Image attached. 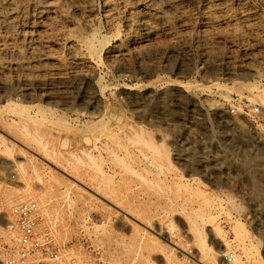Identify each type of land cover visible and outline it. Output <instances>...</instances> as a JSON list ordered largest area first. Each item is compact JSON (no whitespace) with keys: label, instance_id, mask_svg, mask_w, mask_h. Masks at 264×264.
<instances>
[{"label":"rangeland","instance_id":"1","mask_svg":"<svg viewBox=\"0 0 264 264\" xmlns=\"http://www.w3.org/2000/svg\"><path fill=\"white\" fill-rule=\"evenodd\" d=\"M78 4L71 0H0V23L8 27L0 29V40H5L0 48L13 49L0 55V78L6 79L0 81V228L8 214L17 230L7 204L16 200L20 188L37 193L44 188L36 178L21 177L18 164L26 163L24 151L14 143L37 152L34 142L19 133V125L26 122L30 133L37 128L43 134L47 156L59 166L68 163L71 174L86 186L93 183L95 172L87 155L94 156L112 177L105 191L115 203L121 201L120 208L131 209L142 225L149 226L131 228L130 217L67 178L65 185L46 192L45 208L36 204L40 231L51 234L55 256L64 254L62 264H73L77 257L88 264H121L136 253L144 264H159L161 250L174 254L168 264H213L193 258L196 244L173 219L192 208L204 209V200L193 198V189L209 197L213 221L235 263L264 264V162L254 157L256 152L264 157V108L260 103L264 97L250 100L243 88L248 84L264 87V0H78ZM50 12L56 15L49 16ZM146 14L148 24L136 29L137 19ZM94 27L106 37L102 41L105 48L116 47L124 57L110 63L104 53V64L93 65L92 71L71 70L66 66L68 46ZM116 28L121 33L118 38ZM29 51L65 67L55 62L45 63L47 67L44 62L39 64ZM26 63L29 73L18 68ZM175 82L183 88H175ZM2 99L10 106H4ZM219 120H228V125ZM73 155L80 157V164L72 160ZM203 232L197 244L211 245L207 231ZM163 236H170L174 246ZM17 246L5 243L4 230H0V264ZM28 264L50 263L33 259Z\"/></svg>","mask_w":264,"mask_h":264},{"label":"bare ground","instance_id":"2","mask_svg":"<svg viewBox=\"0 0 264 264\" xmlns=\"http://www.w3.org/2000/svg\"><path fill=\"white\" fill-rule=\"evenodd\" d=\"M40 1V0H39ZM51 1V0H50ZM70 1V0H69ZM110 1V0H109ZM132 1V0H131ZM145 1V0H144ZM208 1V0H207ZM22 2V1H21ZM20 2V3H21ZM62 2V1H61ZM71 2L74 4V5H77L78 4V0H71ZM83 2V1H82ZM114 2V1H113ZM139 2V1H138ZM150 2V1H149ZM214 2V1H213ZM66 3V2H65ZM68 3V2H67ZM67 3H66V5H67ZM70 3V2H69ZM144 3V2H143ZM143 3H141V4H143ZM210 3V2H209ZM216 3V2H215ZM214 3V4H215ZM225 3V2H224ZM25 4V3H24ZM122 4V3H121ZM8 5V4H7ZM32 5H33V3H32ZM73 5V6H74ZM79 5V4H78ZM137 5V4H136ZM143 5H145V4H143ZM175 5V4H174ZM198 5V4H197ZM240 5V4H239ZM17 6V5H16ZM40 6V5H39ZM88 6V5H87ZM115 6V5H114ZM135 6V5H134ZM207 6V5H206ZM205 6V7H206ZM218 6V5H217ZM30 7V6H29ZM42 7V6H41ZM75 7V6H74ZM124 7V6H123ZM137 7V6H136ZM141 7V6H140ZM179 7V6H178ZM190 7V6H189ZM208 7V6H207ZM210 7H211V5H210ZM19 8V7H18ZM17 8V9H18ZM22 8V7H21ZM27 8V7H26ZM45 8V7H44ZM51 9V8H50ZM210 9V8H209ZM35 10V9H34ZM53 10V9H52ZM80 10V9H79ZM134 11H135V8L133 9ZM145 10V9H144ZM148 10H150V8H148ZM152 10V9H151ZM167 10V9H166ZM184 10V9H183ZM205 10V9H204ZM161 11V10H160ZM174 11V10H173ZM202 11V10H201ZM206 11V10H205ZM2 12V11H1ZM9 12V11H8ZM143 12V11H142ZM170 12V11H169ZM184 12V11H183ZM230 12V11H229ZM20 13V12H19ZM108 13V12H107ZM145 13H147V12H145ZM144 13V14H145ZM207 13V12H206ZM213 13V12H212ZM31 14H33L32 12H31ZM58 14H59V12H58ZM113 14V13H112ZM130 14V13H129ZM221 14V13H220ZM225 14V13H224ZM15 15V14H14ZM48 15L49 16H54V15H56V13H54V12H50V13H48ZM72 15V14H71ZM128 15V14H127ZM137 15V14H136ZM136 15H134V16H136ZM173 15L175 16V13L173 12ZM32 16V15H31ZM43 16V15H42ZM163 16V15H162ZM161 16V17H162ZM43 17H46V16H43ZM64 17V16H63ZM72 17H74V16H72ZM126 17V16H125ZM136 17H138V16H136ZM181 17V16H180ZM183 17V16H182ZM52 18V17H51ZM50 18V19H51ZM57 18V17H56ZM69 18V17H68ZM71 18V17H70ZM75 18V17H74ZM88 18V17H87ZM110 18V17H109ZM112 18V17H111ZM150 18V16L148 15L147 16V14L146 15H141L140 16V18L139 19H137L138 20V22H137V25L135 26V28L137 27L138 29H141L143 26H145V25H147L148 24V22H149V19ZM175 18V17H174ZM179 18V17H178ZM244 18V17H243ZM2 19V18H1ZM15 19H16V17H15ZM43 19V18H42ZM47 19V18H46ZM62 19H65V18H62ZM129 19V18H128ZM165 19V18H164ZM14 20V19H13ZM25 21H26V19H24ZM28 20V19H27ZM33 20V19H32ZM44 20V19H43ZM85 20V19H84ZM93 20V19H92ZM131 20V19H130ZM161 20V19H160ZM178 20V19H177ZM182 20H184V19H182ZM11 21V20H10ZM20 21V20H19ZM37 21V20H36ZM35 21V22H36ZM42 21V20H41ZM59 21V20H58ZM64 21V20H63ZM62 21V22H63ZM66 21H69V20H66ZM88 21V20H87ZM105 21H106V19H105ZM109 21H111V20H109ZM113 21V20H112ZM152 21V20H151ZM12 22V21H11ZM14 22H15V20H14ZM33 22V21H32ZM44 22L45 23H47L45 20H44ZM60 22V21H59ZM62 22L60 23V24H62ZM74 22V21H73ZM89 22V21H88ZM93 22V21H92ZM130 22V21H129ZM166 22V21H165ZM185 22V21H184ZM183 22V23H184ZM187 22V21H186ZM3 23V22H2ZM19 23V22H18ZM29 23V22H28ZM27 23V24H28ZM37 23V22H36ZM53 23V22H52ZM106 23V22H105ZM126 23V22H125ZM136 22H134L133 24H135ZM153 23V22H152ZM15 24H16V22H15ZM14 24V25H15ZM31 24V23H30ZM51 24V23H50ZM58 24V23H57ZM68 24V23H67ZM67 24H62V26L63 25H67ZM70 24V23H69ZM89 24V23H88ZM87 24V26H89ZM113 24V23H112ZM155 24V23H154ZM153 24V25H154ZM180 24H182V23H180ZM179 24V25H180ZM25 25V24H24ZM47 25V24H46ZM59 25V24H58ZM58 25H56V26H58ZM82 25V24H81ZM84 25V24H83ZM86 25V24H85ZM84 25V26H85ZM130 25V23L128 24V26ZM34 26V25H33ZM36 26V25H35ZM39 26V25H38ZM52 26V25H51ZM60 26V25H59ZM62 26L61 27H58V29L59 28H61L62 29ZM68 27H69V25H67ZM67 26H65V27H67ZM74 26V25H73ZM97 26V25H96ZM106 26H107V24H106ZM156 26V25H155ZM12 27V26H11ZM50 27V26H49ZM54 27V25L52 26V28ZM64 27V30H66V28ZM83 27V26H82ZM86 27V26H85ZM8 29V27H7V25L5 26V24H1L0 23V29ZM29 28V27H28ZM51 28V29H52ZM70 28H72V27H70ZM95 28V27H94ZM93 28V29H94ZM108 28V27H107ZM130 28V27H129ZM128 28V29H129ZM136 28V29H137ZM144 28V27H143ZM150 28V27H149ZM155 28V27H154ZM5 29V30H6ZM24 29V28H23ZM32 29V28H31ZM31 29H30V31H31ZM67 29H69V28H67ZM80 28L78 27V30H79ZM91 29H92V27H91ZM117 30H118V28H116ZM115 29V31H117ZM127 29V30H128ZM10 30V29H9ZM55 30L57 31V27L55 28ZM74 30V29H73ZM77 30V29H76ZM99 30L100 29H94V30H91V31H89L85 36L83 35V37H79V40H77V41H75V42H72L71 41V43H70V46H68L69 47V54H67V55H69L68 57V62L66 63V66L67 67H69L71 70H74V71H78V70H80V71H84V72H89V70L92 68V66L93 65H96V66H98V65H100L101 63H103L104 61H103V59H102V54H104L105 53V55H106V59L111 63H118L119 61H121L122 60V58L124 57V52L122 53V51L121 50H119V49H117L116 47L115 48H113V49H111V50H107L106 48H105V46L106 45H103V43H102V41H103V39L105 40L106 39V37H103L102 35H101V32H99ZM112 30V29H111ZM126 30V29H125ZM131 30V29H130ZM133 30H134V28H133ZM142 30V29H141ZM154 30V29H153ZM17 31V30H16ZM24 32H26L25 30H23ZM29 31V30H28ZM35 31V30H34ZM37 31H39L40 33H39V35L40 34H43V32L41 33V31L40 30H37ZM62 31V30H61ZM109 31V30H108ZM145 31V30H144ZM4 32V31H3ZM7 33H8V30L6 31ZM14 32V31H13ZM66 32H68V31H66ZM111 32V31H110ZM113 32V31H112ZM111 32V33H112ZM118 32H119V30L115 33V34H117L118 36H116L117 38L119 37V35L121 34H118ZM152 32V31H151ZM5 33V32H4ZM6 33V34H7ZM16 33V32H15ZM22 33V32H21ZM29 33H32V32H29ZM37 33V32H36ZM35 33V34H36ZM73 33V32H72ZM104 33V32H103ZM139 33H141V32H139ZM154 33H155V31H154ZM153 33V34H154ZM12 34V33H11ZM23 34V33H22ZM44 34H45V32H44ZM60 34H61V32H60ZM67 34V33H66ZM108 34H109V32H108ZM113 34V33H112ZM114 34V35H115ZM137 34V33H136ZM136 34L134 35V36H136ZM147 34V33H146ZM149 34V33H148ZM147 34V35H148ZM31 35V34H30ZM37 35V34H36ZM39 35H38V37H39ZM48 35V34H47ZM46 35V36H47ZM56 35V34H55ZM80 35V34H79ZM114 35H112L113 36V38H114ZM130 35H132L131 33H130ZM35 36V35H34ZM133 36V37H134ZM141 36V35H140ZM9 37V36H8ZM33 37V36H32ZM44 37V36H43ZM53 37V36H52ZM51 37V38H52ZM62 37V36H61ZM109 37H111V35L109 36ZM122 37H124V36H122ZM131 37V36H130ZM144 37H145V35H144ZM144 37H142V38H144ZM29 38V37H28ZM45 38V37H44ZM121 38V37H120ZM132 38V37H131ZM13 39V38H12ZM34 39H35V37H34ZM33 39V40H34ZM36 39H38V38H36ZM47 39V38H46ZM58 39V38H57ZM115 39V38H114ZM129 39V38H128ZM127 39V40H128ZM133 39V38H132ZM20 40H21V37H20ZM26 40H28V39H26ZM40 40V39H39ZM76 40V39H75ZM135 40V39H134ZM138 40V39H137ZM5 41V40H4ZM4 41H1L0 40V42L2 43V42H4ZM9 41H10V39H9ZM35 41V40H34ZM44 41V40H43ZM119 41V40H118ZM123 41V40H122ZM22 42V41H21ZM24 42V41H23ZM41 42V41H40ZM52 42H53V38H52ZM64 42V41H63ZM69 42V41H68ZM110 42V41H109ZM113 42V41H112ZM135 42V41H134ZM142 42V41H141ZM152 42V41H151ZM29 43V42H28ZM44 43H45V41H44ZM50 43V42H49ZM48 43V44H49ZM54 43V42H53ZM57 43V42H56ZM107 43V42H106ZM130 43V42H129ZM33 44V43H32ZM48 44H46V45H48ZM58 44V43H57ZM62 44V43H61ZM60 44V45H61ZM126 44V43H125ZM131 44V43H130ZM133 44V43H132ZM136 44V43H135ZM142 44H145L144 42L142 43ZM22 45V44H21ZM43 45H45V44H43ZM52 45V44H51ZM55 45V44H54ZM113 45H115V44H113ZM118 45H119V43H118ZM128 45V44H127ZM150 45V44H149ZM11 46H12V44H11ZM31 46V45H30ZM34 45H32V47H33ZM35 46H36V44H35ZM39 46H40V43H39ZM50 46V45H49ZM59 46V45H58ZM65 46V45H64ZM66 46H67V44H66ZM121 46V45H120ZM138 46V49L140 48V47H142V46H140L139 44L137 45ZM140 46V47H139ZM146 46H147V44H146ZM14 47V46H13ZM20 47H22V46H20ZM31 47V48H32ZM37 47H38V43H37ZM37 47H35V48H37ZM43 47V46H42ZM52 47V46H51ZM50 47V48H51ZM63 47V46H62ZM34 48V49H35ZM61 48V47H60ZM67 48V47H66ZM65 48V49H66ZM118 48H119V46H118ZM125 48V47H124ZM127 48V47H126ZM129 48H131V47H129ZM128 48V49H129ZM136 48V47H135ZM134 48V49H135ZM12 49V48H11ZM11 49H9V50H11ZM22 49V48H21ZM20 49V50H21ZM24 49V48H23ZM27 49V48H26ZM25 49V50H26ZM29 49V48H28ZM49 49V48H48ZM52 49V48H51ZM63 49V48H62ZM9 50H7L6 48H4V47H1L0 48V55H6L8 52H9ZM13 50V49H12ZM19 50V49H18ZM24 50V51H25ZM30 50V49H29ZM38 50H40L41 51V49H39L38 48ZM144 50V49H143ZM142 50V51H143ZM23 51V50H22ZM27 51V50H26ZM31 51V50H30ZM30 51H29V53H30ZM36 51V50H35ZM130 51H132L131 49H130ZM135 51V50H134ZM28 52V51H27ZM51 52V51H50ZM151 52V51H150ZM19 52H17L16 53V55L18 54ZM28 53V54H29ZM39 53V52H38ZM41 53H43V52H41ZM126 53V52H125ZM144 53H146V52H144ZM14 54V53H13ZM172 54V53H171ZM15 55V56H16ZM19 55V54H18ZM17 55V57H19ZM30 57H32L33 59H37L36 60V62H38L39 64H43V62H44V64L45 63H47V62H55L56 60L55 59H51L50 57H44V58H40L42 55H40V54H37V53H35L34 51H32L31 53H30ZM134 55V54H133ZM175 55V54H174ZM13 56V55H12ZM27 56V55H26ZM54 56V55H53ZM4 57V56H3ZM16 57V58H17ZM29 57V58H30ZM8 58V57H7ZM15 58V59H16ZM105 58V57H104ZM11 59V58H10ZM21 59V58H20ZM28 59V58H27ZM18 60V59H17ZM16 60V61H17ZM24 60V59H23ZM26 60V59H25ZM107 60L105 61V62H107ZM183 60V59H182ZM2 61V60H1ZM7 61V60H6ZM27 61V60H26ZM57 61H58V59H57ZM179 61V60H178ZM181 61V60H180ZM232 61V60H231ZM9 62V61H8ZM11 62V61H10ZM13 62V61H12ZM17 62H19V61H17ZM34 62V61H33ZM123 62H124V60H123ZM4 63V62H3ZM3 63H1V64H3ZM6 63V62H5ZM55 63H57V62H55ZM183 63V62H182ZM14 64V63H13ZM33 64H35V62L33 63ZM43 64V65H44ZM58 64V66H60V67H65L64 65H61V64H59V63H57ZM56 64V65H57ZM104 64V63H103ZM206 64V63H205ZM5 65V64H4ZM10 65H12V64H10ZM35 65H37V64H35ZM34 65V66H35ZM42 65V66H43ZM46 65V64H45ZM53 65H54V63H53ZM52 65V66H53ZM125 65V64H124ZM182 65V64H181ZM180 65V66H181ZM18 66V65H17ZM41 66V65H40ZM39 66V67H40ZM48 66H49V64H48ZM112 66V65H111ZM153 66V65H152ZM10 67V66H9ZM14 67V66H13ZM12 67V68H13ZM32 67V66H31ZM37 67V66H36ZM46 67H47V65H46ZM115 67V66H114ZM121 67V66H120ZM119 67V68H120ZM126 67V66H125ZM125 67L123 68V70L125 69ZM151 67V66H150ZM183 67V66H182ZM206 67V66H205ZM6 68V67H5ZM18 68H20V70L21 71H27L28 72V70H29V68H30V65L28 64V63H26V64H22V65H20V66H18ZM41 68V67H40ZM53 68V67H52ZM54 68H58V67H55L54 66ZM155 68V67H154ZM181 68V67H180ZM6 69H8V68H6ZM36 69V68H35ZM60 69V68H59ZM121 69V68H120ZM1 70V69H0ZM4 70V69H3ZM19 70V69H18ZM69 70V69H68ZM216 70V69H215ZM222 70V69H221ZM8 71V70H7ZM20 71V72H21ZM59 71V70H58ZM63 71V70H62ZM61 71V72H62ZM90 71H92V70H90ZM122 71V70H121ZM9 72V71H8ZM26 72V73H27ZM61 72H59V73H61ZM76 72H74V73H76ZM12 73V72H11ZM23 73V72H22ZM21 73V74H22ZM29 73V72H28ZM116 73V72H115ZM6 74H8V73H6ZM10 74V73H9ZM57 74V73H56ZM55 74V75H56ZM213 74V73H212ZM14 75V74H13ZM12 75V76H13ZM19 75H20V73H19ZM44 75V74H43ZM60 75V74H59ZM1 76H3L2 74H1ZM5 76V75H4ZM8 76V75H7ZM26 76V75H25ZM63 76V75H62ZM6 77V76H5ZM21 77V76H20ZM32 77V76H31ZM9 78V77H8ZM12 78H14V77H12ZM26 78V77H25ZM40 78V77H39ZM80 78V77H79ZM5 79V78H4ZM3 78L1 79L0 78V81L1 80H4ZM24 79V78H23ZM43 79V78H42ZM6 80V79H5ZM10 80V79H9ZM58 80H59V78H58ZM62 79H60V81H61ZM93 80V79H92ZM26 81V80H25ZM24 81V82H25ZM79 81H80V79H79ZM2 82V81H1ZM6 82V81H5ZM26 83V82H25ZM77 83V82H76ZM55 84V83H54ZM25 85V84H24ZM27 85V84H26ZM60 85V84H59ZM72 85V84H71ZM88 85V84H87ZM53 86V85H52ZM62 86V85H61ZM64 86V85H63ZM65 86H66V84H65ZM173 86L175 87V88H183V86L184 85H182L181 83H178V82H175V83H173ZM23 87V86H22ZM3 88V87H2ZM5 88V87H4ZM3 88V89H4ZM244 89H246L247 91H248V97H249V99L250 100H253V101H258V100H261V98L262 97H264V87L262 86H256L255 84H248V85H246V86H244L243 87ZM53 89H54V87H53ZM75 89V88H74ZM81 89V88H80ZM84 89V88H83ZM51 90V89H50ZM243 90V89H242ZM29 91V90H28ZM54 91V90H53ZM56 91V90H55ZM54 91V92H55ZM98 91V90H97ZM96 91V92H97ZM174 91V90H173ZM22 92H24V91H22ZM44 92V91H43ZM57 92V91H56ZM63 92V91H62ZM79 92V91H78ZM86 92V91H85ZM3 93V92H2ZM27 93V92H26ZM25 93V95H27ZM29 94H30V91L28 92ZM84 93V92H83ZM98 93V92H97ZM247 93V92H246ZM28 94V95H29ZM46 94V93H45ZM94 94V93H93ZM41 95H42V92H41ZM40 95V96H41ZM59 95V94H58ZM101 94H99V96H100ZM3 96V95H2ZM1 96V97H2ZM49 96V95H48ZM179 96V95H178ZM102 97V96H101ZM32 98V97H31ZM84 98V97H83ZM99 98V97H98ZM26 99V98H25ZM24 99V100H25ZM100 99V98H99ZM3 101H4V106H10L9 105V103H8V101H7V99H2ZM30 100V99H29ZM52 100H56V99H52ZM66 100V99H65ZM133 100H135V99H133ZM86 101V100H85ZM27 102V101H26ZM98 102V101H97ZM131 103V102H130ZM260 103H261V105L263 106V108H264V102L261 100L260 101ZM1 104L2 103H0V106H1ZM134 104V103H133ZM132 105V104H131ZM133 106V105H132ZM138 106H136V108H137ZM1 108V107H0ZM4 108V107H3ZM9 108V107H8ZM8 108H6V109H8ZM139 108V107H138ZM105 110V109H104ZM0 111H1V109H0ZM15 112V111H14ZM13 112V113H14ZM8 113V112H7ZM12 113V112H11ZM22 113V112H21ZM24 113V112H23ZM25 113H27V112H25ZM5 118V117H4ZM23 118V117H22ZM105 117L104 116H102L101 117V119L98 121V123H96V127L99 125V124H101V122L103 121V119H104ZM25 119V118H24ZM219 119V118H218ZM221 119V118H220ZM30 120V119H29ZM114 120V119H113ZM27 121V120H26ZM220 121V120H219ZM22 122V121H21ZM220 123H225V124H227L228 125V120H222V121H220ZM36 125V124H35ZM231 125H235L234 123L233 124H231ZM27 127H28V124L26 123V122H22V124L21 125H19V133H21V135L25 138V139H29V140H31V141H33L34 142V144L36 145V147H37V152L35 151H31V150H29L28 148H26L22 143H20V142H18L17 141V143H14V144H16L17 146H20V148H22V150L24 151V154H23V158L25 159V161H26V163L24 164V165H22L21 166V163L20 164H18L19 165V168H20V172H21V177L22 176H24L25 178H36V179H38L37 181L39 182V181H42L43 182V184H44V188H43V191L40 193L39 191H40V189H37V190H39L38 192L39 193H37V191H34V190H32V189H29V188H25L24 186H23V188H20L19 190L20 191H18V193L16 192V195L15 194H13V195H15V198H16V200H14V201H10V202H8V204H7V207H8V209H9V211L11 210V207H13V206H15V205H18V204H20V203H23V202H28V201H30L31 199H33L35 202V204H37L39 207H42V208H45L46 207V204H47V191L48 190H50L52 187H58V186H60V185H65L66 184V182H68L67 181V178H70V179H72L73 180V183L72 184H77L78 186L79 185H81V187L83 186L85 189H87L88 191H90V192H93V194H95V196L97 195L100 199H103V200H105V201H107L108 202V204H110V205H112L113 207H115L116 209H119L121 212H123L125 215H127L128 217H130L131 219H130V222H131V228L132 227H136L138 224H141L142 225V222H140V220H138L136 217H135V215H132V213H131V209H129L128 211H127V208L126 209H123L122 207V209L120 208V203H121V201L118 203V202H114L113 201V199H112V197L111 196H109V194H108V192H106L105 190V186H107L106 184H108L109 182H111L112 180H111V176H109V175H107V174H105L104 173V171L101 169V167H100V165L95 161V157L94 156H92V155H87V154H85V155H87L88 157V164H93V168H92V170H94L95 172H94V174H93V183L90 185L89 184V186H86V185H84L83 183H82V181L79 179V178H75V176H73L72 174H71V172L69 171V167H66L67 165H68V163H67V165L66 166H59L58 165V163L57 162H55L54 160H53V158L52 157H49V156H47V153L45 152V151H47L46 150V143H45V141H43V134L42 133H40L38 130H37V128L36 129H34V133H30L29 131L30 130H27ZM233 127V126H232ZM123 132V131H122ZM35 133H37L38 134V136L36 137L35 135H33V134H35ZM131 135V134H130ZM137 136V135H136ZM2 138V137H1ZM135 138V137H134ZM137 138H138V140L140 141V142H142V137L140 138L139 136H137ZM145 138V137H144ZM254 139V138H253ZM28 140V141H29ZM45 140V139H44ZM131 139L129 138V141H130ZM256 140V139H255ZM1 141V140H0ZM27 141V142H28ZM143 141H144V139H143ZM228 141V140H227ZM253 141V140H252ZM2 142V141H1ZM5 142V141H4ZM4 142H3V145H4ZM33 142L31 143L30 141H29V143H31V145L33 144ZM131 142H133V141H131ZM263 143H264V141H263ZM2 144V143H1ZM33 144V145H34ZM2 145V146H3ZM9 145V144H8ZM8 145L6 144V146L8 147ZM30 145V146H31ZM34 145V146H35ZM49 145V144H48ZM5 146V145H4ZM261 146V145H260ZM29 147V146H28ZM105 147V146H104ZM107 147V146H106ZM6 148V147H5ZM35 148V147H34ZM9 149V148H8ZM33 149V148H32ZM48 149V148H47ZM246 149H248V148H246ZM104 150V149H103ZM99 151V150H98ZM180 151H182V149L180 150ZM257 151V150H256ZM260 151V150H259ZM258 151V152H259ZM263 152V151H262ZM261 152V153H262ZM60 154V153H59ZM256 155L254 156L255 158H257V159H259V158H263V162H264V157H262L259 153L257 154V152L255 153ZM55 155H57V154H55ZM262 155H263V153H262ZM54 156V155H53ZM180 157L182 156V155H179ZM69 157H70V155H69ZM68 157V158H69ZM72 157V156H71ZM74 159V161H75V163L76 162H78L79 164H80V157L78 158L77 156H75V155H73V158H72V160ZM181 159V158H180ZM186 159V158H185ZM188 159V158H187ZM22 160V159H21ZM64 160V159H63ZM70 160H71V158H70ZM84 160V159H83ZM193 160V159H192ZM57 161V160H56ZM65 162H66V160H64ZM182 161H183V159H182ZM190 161V160H189ZM188 161V162H189ZM63 162V161H62ZM102 162V161H101ZM22 163H24V162H22ZM74 163V162H73ZM72 163V164H73ZM192 163H193V161H192ZM65 164V163H64ZM63 164V165H64ZM82 165V164H81ZM189 165H191V164H189ZM154 166V165H153ZM194 166H195V164H194ZM92 167V166H91ZM197 167V166H196ZM71 168H72V170H74V168L71 166ZM190 168V167H189ZM153 169H157L156 167H154ZM160 171V170H159ZM134 172V171H133ZM161 172V171H160ZM137 173V172H136ZM150 173V172H149ZM207 173V172H206ZM136 175H138V174H136ZM140 175V174H139ZM20 177V178H21ZM89 177V176H88ZM23 178V177H22ZM186 179V178H185ZM188 180H192V181H194V182H196L197 181V179H195V178H191V179H188ZM41 183V182H40ZM87 183V182H86ZM88 185V184H87ZM114 185V184H113ZM30 187V186H29ZM83 188V189H84ZM84 189V190H85ZM191 190V189H190ZM193 191V198H195V199H200V200H204L203 202H204V209L203 210H201V208H192L191 210H190V213H186V215H183V217H180L179 216V218H178V216L177 217H174L173 219L174 220H176V223L183 229V233H185V234H188L189 236H190V238L192 239V242H193V244L195 243L196 244V247H194V250H193V258L195 259V260H197V262H202V261H209V260H211V262L213 263V264H230L231 262V264H236L235 263V260L231 257V255L229 254V246L227 245V243L225 242V240H223L222 241V236H221V233H220V230H219V228H218V224L217 223H214L215 221H213V216H212V208H213V205L212 204H210L208 201V198L209 197H207V196H205L203 193H202V191H200V189L198 190V189H193L192 190ZM68 192V190H66V193ZM89 192V193H90ZM14 193V192H13ZM91 194V193H90ZM112 194V193H111ZM114 195V193L112 194V196ZM96 196V197H97ZM190 197H191V195H189ZM188 196V197H189ZM9 197V196H8ZM7 197V198H8ZM192 198V199H193ZM195 199H194V201H195ZM10 200V199H9ZM98 200V199H97ZM175 200V199H174ZM101 201V200H100ZM116 201V200H115ZM118 201V200H117ZM187 201V200H186ZM197 201V200H196ZM223 201V200H222ZM102 202V201H101ZM171 202V201H170ZM217 202V201H216ZM132 203H134V202H132ZM214 203V202H213ZM218 203H219V201H218ZM3 204V203H2ZM125 204V203H124ZM130 204V203H129ZM173 204V203H172ZM132 205V204H131ZM227 205V204H226ZM126 206V204L124 205V207ZM217 206V205H216ZM220 206V205H219ZM218 206V207H219ZM173 207V206H172ZM187 207V206H186ZM202 207V206H201ZM215 207V206H214ZM218 207H217V209H218ZM221 207V206H220ZM110 208V207H109ZM223 208V207H222ZM221 208V209H222ZM39 209V208H38ZM184 209V208H183ZM214 209V208H213ZM40 210V209H39ZM44 210V209H43ZM110 210H111V208H110ZM42 211V210H41ZM179 211V210H178ZM222 211V210H221ZM135 212V211H134ZM136 212H137V210H136ZM135 212V213H136ZM172 212V211H171ZM182 213H183V210L181 211ZM40 213H42V212H40ZM122 213V214H123ZM139 213V212H138ZM41 215V214H40ZM114 215V214H113ZM136 216H138V214L136 215ZM160 216V215H159ZM146 224V223H145ZM144 224V225H145ZM1 225H2V228H0V230H2V232H3V230H4V241H5V243H7L8 245H17V243H18V235H19V233H18V229L16 230L15 229V227H14V223L11 221V219H10V217H9V215L7 214V217L5 218V221L4 222H1ZM144 225H142L143 227H144ZM147 225V224H146ZM153 225V224H152ZM156 225V224H155ZM154 225V226H155ZM148 226V225H147ZM147 226H145V228L147 227ZM40 227H41V225L40 224H38V230H40ZM149 227V226H148ZM167 227V226H166ZM17 228V227H16ZM128 228V227H127ZM146 229H148V228H146ZM160 229V228H159ZM144 230V229H143ZM128 231V230H127ZM136 231V230H135ZM160 231H162V230H160ZM203 231H207V235H209V239H210V242L212 243L211 245H209V246H205V244H203V246H202V244H200V245H198L197 244V242L201 239V236H202V233H204ZM129 233V232H128ZM2 234V233H1ZM130 234H131V232H130ZM146 235V234H145ZM187 236V235H186ZM203 236H205V235H203ZM202 236V237H203ZM3 238V237H2ZM151 238V237H150ZM155 238V237H154ZM163 238L165 239V240H167V242L169 243V245H171V246H174V242L172 243L171 241H170V236H163ZM157 239V238H156ZM162 239V238H161ZM163 239V240H164ZM151 241V240H150ZM152 241H154V239L152 240ZM151 241V242H152ZM157 241V240H156ZM143 243V242H142ZM153 243V246H154V242H152ZM151 243V244H152ZM155 244H156V242H155ZM194 244V245H195ZM151 246V245H150ZM176 246V245H175ZM167 247H168V245H167ZM148 248H149V246H148ZM172 249V248H171ZM177 250V249H176ZM214 250V251H213ZM181 252V251H180ZM190 252V251H189ZM192 252V251H191ZM210 252H212L213 254H211ZM231 252V251H230ZM63 255L64 254H59V255H56L55 256V258H53V259H51V258H46V259H42L40 256H37L36 258H35V263H37L38 261H49V263L50 264H62V259H63ZM136 256H137V253L135 254ZM211 255H213V257L211 258L210 256ZM134 257V258H132V259H130V260H123V261H120L121 262V264H144V261H142V258L143 257ZM159 256L161 257V262H159V264H168L172 259H174V257L172 258V256H174V254L172 253V251H169L168 250V252H165L164 250H161L160 252H159ZM228 256H230L231 257V259H229V257ZM3 260V259H2ZM194 260V261H195ZM72 261V260H71ZM74 261V260H73ZM176 261V260H175ZM217 261V262H216ZM225 261V262H224ZM179 262V261H178ZM196 262V261H195ZM157 263V262H156ZM176 263H177V261H176ZM175 263V264H176ZM73 264H88V262H87V260L85 259V258H80V257H77L76 258V260H75V262L73 263ZM112 264V263H111ZM116 264V263H115ZM201 264V263H200ZM209 264V263H208Z\"/></svg>","mask_w":264,"mask_h":264},{"label":"built area","instance_id":"3","mask_svg":"<svg viewBox=\"0 0 264 264\" xmlns=\"http://www.w3.org/2000/svg\"><path fill=\"white\" fill-rule=\"evenodd\" d=\"M254 112L258 113V107ZM234 113V110H231ZM19 232L18 246L4 264H28L40 255L55 257L54 241L49 232L38 230V207L34 202H24L11 209Z\"/></svg>","mask_w":264,"mask_h":264}]
</instances>
